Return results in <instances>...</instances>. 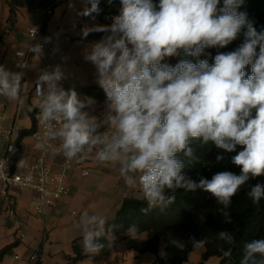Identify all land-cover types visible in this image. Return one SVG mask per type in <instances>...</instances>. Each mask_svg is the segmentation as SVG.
Masks as SVG:
<instances>
[{"label":"clouds","instance_id":"obj_1","mask_svg":"<svg viewBox=\"0 0 264 264\" xmlns=\"http://www.w3.org/2000/svg\"><path fill=\"white\" fill-rule=\"evenodd\" d=\"M82 3L77 16L95 20L101 12L99 0ZM244 4L245 0H120L119 14L110 25L81 29L82 39L104 33L83 50L106 96L104 119L85 110L94 108V98L82 101L74 88L63 87L67 77L60 65L44 69L35 81L38 120L45 129L42 144L47 147L58 140L54 155L62 152L78 161L89 150L98 164L115 165L126 186L139 184L147 203L144 213L175 203L178 189H201L215 198L224 221L231 223L232 198L249 180L264 176V30L257 31L247 12L239 11ZM241 33L243 42L233 51L217 52L211 65L208 59H182L175 66L165 62L181 53L211 56L206 49L226 48ZM42 51L40 43L29 45V52ZM16 55V66L27 68L25 53ZM249 65L250 75L245 71ZM22 79V71L0 65V96L19 100ZM209 143L226 153L236 152L231 163L240 173L221 171L198 182L187 176L184 169L201 160L197 148ZM238 146L242 150L237 152ZM223 159L216 157L217 162ZM31 179L25 177L26 182ZM246 195L258 204L264 184L250 186ZM106 224L103 216L86 211L81 215L84 253L97 254L105 247L101 241ZM216 238L222 242L219 251L231 258L232 248L223 245H235L233 233L222 230ZM189 242L194 248L207 244L195 237ZM239 264H264V237L244 243Z\"/></svg>","mask_w":264,"mask_h":264},{"label":"crops","instance_id":"obj_2","mask_svg":"<svg viewBox=\"0 0 264 264\" xmlns=\"http://www.w3.org/2000/svg\"><path fill=\"white\" fill-rule=\"evenodd\" d=\"M70 2L75 4L74 9L69 7ZM83 7L82 0L59 1L44 32L54 36V43L45 46L41 54L31 52L28 69L21 70L16 66L20 59L16 53L29 52V30L34 25L41 24L42 15L20 7L15 24L9 26L8 3L0 0V65L13 72H23L19 100L0 96V131L10 132L8 138L0 134V156L6 153L10 142L15 143L17 150L21 148L15 160V166L19 169H24L26 164L33 162L41 149V143L33 133L20 137V131L34 125L39 98L34 95L33 88L42 70L60 65L67 77L62 81L63 87L74 88L82 101L88 97L94 98V108L85 110L100 121L104 119L106 98L96 99L84 91L87 86L99 87L94 66L83 59L85 46L99 38H81L84 26L92 27L103 23L96 17L93 20L77 16V12ZM169 60L167 58L165 62L168 63ZM55 148L56 145L49 153L48 162L52 170L60 171L64 157L61 153L54 155ZM67 173L69 193L56 205L48 207L42 220L32 206L36 199L34 190L11 188L16 202V215L13 217L7 213V202L0 191V250L15 244L5 253L0 264H31L29 258L33 252H38L44 258L43 264H153L157 256L155 253H137L130 247L133 239L143 240L146 235L136 233L133 229L116 235L112 227H108L125 197H143L139 184L135 187L126 186L115 171V165L98 164L94 152L89 150L78 161L74 160ZM85 211L89 216L95 214L107 219L109 249L97 254H86L83 259L74 263L71 258L75 256V241L83 236L80 219ZM20 232L25 234L22 239L19 238ZM78 244L82 247L81 241ZM203 249L201 247L191 251L188 260L182 264H206V260L202 263ZM218 263L220 264V258Z\"/></svg>","mask_w":264,"mask_h":264},{"label":"trees","instance_id":"obj_3","mask_svg":"<svg viewBox=\"0 0 264 264\" xmlns=\"http://www.w3.org/2000/svg\"><path fill=\"white\" fill-rule=\"evenodd\" d=\"M9 6L8 24L13 26L17 19V11L20 7H26L33 13L42 15L41 25L42 32L50 21L52 13L60 0H6ZM158 2V0H154ZM101 12L96 15L103 25H110L112 17L119 14L120 0H99ZM248 14L249 19L253 20L257 31L264 30V0H245V4L239 9ZM104 33L93 32L87 38H101ZM82 38V37H81ZM243 33L230 45L223 49L209 48L206 53L211 56L202 55L199 58L185 56L181 53L179 56L171 57L169 64L175 66L180 60L187 59L196 63L198 59H208L209 64L213 63V58L217 52H230L235 50L243 42ZM258 51V49H257ZM248 75L251 74V65L245 68ZM84 91L93 95L96 99H105V93L100 87L87 86ZM37 124L29 129L20 131V137L33 133ZM242 150L237 147V152ZM21 148L14 153V159H17ZM197 153L201 160L199 163L191 167H186L184 172L187 176L195 181H199L201 177L211 179L215 173L221 171H231L235 174L240 173V168L231 163V156L236 152L226 153L209 143L204 147H198ZM223 155L224 159L217 162V155ZM257 183L264 184V176L249 180L241 191L232 198V204L228 211L230 212L231 223H226L224 217L218 210L215 198L208 192L198 189L194 192H185L178 189L175 192L176 200L172 205L161 208H154L144 213L141 209L147 207V203L143 197H125L120 207L116 210L114 218L108 223V227H112L114 233L119 235L129 229H133L136 233L147 232V237L143 240L133 239L130 247L137 253H155L156 260L153 264H182L188 260V255L194 248L189 242L191 237L197 239H206L207 244L203 247L202 263L212 256L220 258V264H239L243 255V245L252 239L264 237V198L258 204H252L246 193L250 186ZM141 192V191H140ZM171 194V193H168ZM227 230L235 236V245L229 246L224 244L225 249L232 248L231 258L224 257L219 251L222 242L218 241L216 235L219 231ZM162 239L165 243L164 253L159 254V247ZM82 242V238L75 241V256L71 258L72 262H77L84 258L86 253L78 242ZM105 247L101 251L109 249V239L107 235L102 239ZM176 242L185 243V247L181 249ZM15 244L5 246L0 250V261L5 253ZM31 264H42L41 261H35Z\"/></svg>","mask_w":264,"mask_h":264},{"label":"built area","instance_id":"obj_4","mask_svg":"<svg viewBox=\"0 0 264 264\" xmlns=\"http://www.w3.org/2000/svg\"><path fill=\"white\" fill-rule=\"evenodd\" d=\"M29 36L31 41L30 45L40 43L44 48L45 46L54 43V36L42 32L41 24L31 27L29 30ZM48 38H50V42H48ZM30 53L31 52H26L22 58L23 61L28 64V67ZM28 67L25 69H28ZM33 93L35 95V85ZM39 111L40 109H38L34 114L37 127L33 131V136L41 143V149L35 160L26 164L24 169L17 168L15 166L14 159V153L17 151V145L13 142L8 144L6 153L3 156H0V191L3 198L7 202V213L12 217L16 215V202L11 192V188L13 187L29 188L36 192V199L32 202V206L41 220L44 219L47 213V208L56 205L70 191L67 169L72 166L74 160L67 159L61 152L64 157L62 161V170H52L48 162V157L54 145H56V148L59 146V142H50L47 147L42 144V137L45 129L39 123ZM0 134L8 138L10 132L3 133L0 131ZM28 175H31L32 177L30 182L25 181V177ZM24 237L25 234L20 232L19 238L22 239ZM38 260L43 264L44 258L38 252H33L29 258V262L33 263Z\"/></svg>","mask_w":264,"mask_h":264},{"label":"rangeland","instance_id":"obj_5","mask_svg":"<svg viewBox=\"0 0 264 264\" xmlns=\"http://www.w3.org/2000/svg\"><path fill=\"white\" fill-rule=\"evenodd\" d=\"M141 233H143L144 235H146L147 236V232H141ZM160 248H161V250H159V254L160 255H162L163 253H164V249H165V243H164V240L162 239V241H161V246H160ZM157 255V254H156ZM156 258H157V256H156ZM218 259H219V257H217V256H212V257H210L208 260H206L205 262H206V264H219L218 263ZM156 260V259H155Z\"/></svg>","mask_w":264,"mask_h":264}]
</instances>
